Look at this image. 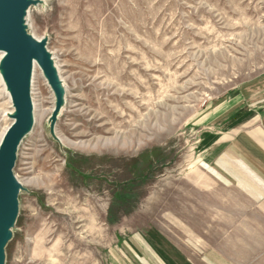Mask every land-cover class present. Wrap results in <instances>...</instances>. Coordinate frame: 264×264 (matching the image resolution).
I'll return each instance as SVG.
<instances>
[{
	"label": "rangeland",
	"instance_id": "obj_1",
	"mask_svg": "<svg viewBox=\"0 0 264 264\" xmlns=\"http://www.w3.org/2000/svg\"><path fill=\"white\" fill-rule=\"evenodd\" d=\"M22 26L51 66L31 72L0 264H264V216L225 209L197 150L208 101L264 84V0H26Z\"/></svg>",
	"mask_w": 264,
	"mask_h": 264
},
{
	"label": "crops",
	"instance_id": "obj_2",
	"mask_svg": "<svg viewBox=\"0 0 264 264\" xmlns=\"http://www.w3.org/2000/svg\"><path fill=\"white\" fill-rule=\"evenodd\" d=\"M197 126L202 130L198 154L224 185V196L218 193V199L225 203L220 204L226 209L229 196L240 213L264 216V84L208 101Z\"/></svg>",
	"mask_w": 264,
	"mask_h": 264
},
{
	"label": "water",
	"instance_id": "obj_3",
	"mask_svg": "<svg viewBox=\"0 0 264 264\" xmlns=\"http://www.w3.org/2000/svg\"><path fill=\"white\" fill-rule=\"evenodd\" d=\"M26 0H0V48L6 52L5 76L12 102L16 111V119L7 131L0 148V186L5 187V193L0 188V257L2 246L8 238L9 227L17 214L16 193L19 183L12 176L11 169L14 162V148L17 139L24 132L31 120L29 107V78L30 51L34 52L35 59L40 67L50 66L43 58L46 54L44 45L39 46L32 37L26 34L22 26L23 11ZM44 44V43H43ZM4 62V60H3ZM2 62V68L3 66ZM4 220H8L6 223Z\"/></svg>",
	"mask_w": 264,
	"mask_h": 264
},
{
	"label": "bare ground",
	"instance_id": "obj_4",
	"mask_svg": "<svg viewBox=\"0 0 264 264\" xmlns=\"http://www.w3.org/2000/svg\"><path fill=\"white\" fill-rule=\"evenodd\" d=\"M32 40L33 41H35L39 46H41V49L43 50V47H42V45H44L43 44V42H41L40 40H39V38L37 39V38H32ZM0 54L2 55V57H3V60H4V62H3V68H2V72L5 74V76L6 77H8V75H7V71H6V68H5V60H6V52H5V50L4 49H2V48H0ZM43 55V58H44V60L46 61V62H48L49 63V65L51 66V60H50V58H49V56H46V54H42ZM29 65H30V76H31V72H32V70H33V68H38V66H39V68H41L40 67V64L38 63V61L35 59V56H34V52L31 50L30 51V56H29ZM38 65V66H37ZM29 83H30V78H29ZM6 87H7V89H8V93H9V96H10V99H11V95H10V90H9V84H8V86L6 85ZM11 103H12V106H13V109H14V111H13V115H11V120H12V124L14 123V121H15V119H16V111H15V107H14V104H13V102H12V99H11ZM29 107H30V114H31V119L33 118V114H32V102H31V99H29ZM12 124L10 125V127L12 126ZM10 127L8 128V130L10 129ZM7 128V127H6ZM4 129L3 130V134H5L6 135V133H7V129ZM4 132H6V133H4ZM5 135H4V137H5ZM3 136V135H2ZM4 137H3V139H4ZM3 139H2V142H1V144H0V148H1V146H2V143H3ZM0 188H1V191H2V193H5V191H6V188L5 187H1L0 186ZM0 212L2 213L3 212V210L1 209L0 210ZM4 213V212H3ZM6 223H8V220L6 221V220H4ZM2 238V237H1ZM0 238V239H1Z\"/></svg>",
	"mask_w": 264,
	"mask_h": 264
}]
</instances>
